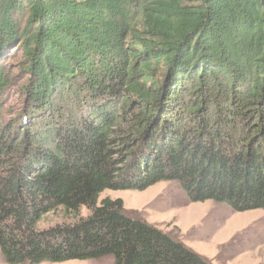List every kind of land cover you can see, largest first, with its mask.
<instances>
[{"label": "trees", "instance_id": "trees-1", "mask_svg": "<svg viewBox=\"0 0 264 264\" xmlns=\"http://www.w3.org/2000/svg\"><path fill=\"white\" fill-rule=\"evenodd\" d=\"M22 56L17 118L3 60ZM264 210V0H0V255L210 264L106 190ZM63 208L69 224L36 229Z\"/></svg>", "mask_w": 264, "mask_h": 264}, {"label": "rangeland", "instance_id": "rangeland-1", "mask_svg": "<svg viewBox=\"0 0 264 264\" xmlns=\"http://www.w3.org/2000/svg\"><path fill=\"white\" fill-rule=\"evenodd\" d=\"M191 3L192 0H185ZM22 56L13 50L3 66L10 78L4 95L1 118L15 119L21 110V88L25 76L21 69ZM105 198L120 199L124 209L177 238L185 247L205 258L210 264H264V210L233 212L227 205L212 201L190 203L186 193L176 182H159L145 191L106 190L97 205ZM89 211L82 207L77 216L63 208L41 216L36 229L69 224ZM111 257L97 260H70L40 264H112ZM0 264H6L0 255Z\"/></svg>", "mask_w": 264, "mask_h": 264}]
</instances>
